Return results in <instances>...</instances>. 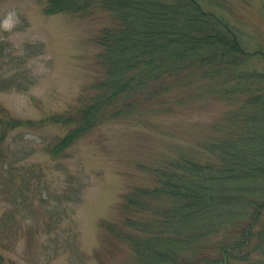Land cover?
I'll return each mask as SVG.
<instances>
[{"label": "trees", "instance_id": "obj_1", "mask_svg": "<svg viewBox=\"0 0 264 264\" xmlns=\"http://www.w3.org/2000/svg\"><path fill=\"white\" fill-rule=\"evenodd\" d=\"M220 2L45 0L46 14L106 12L94 37L101 75L61 112L0 119V228L29 205L20 188L34 178L29 169L24 181L14 151L1 155L13 128H63L48 147L58 157L102 124L218 103L223 111L199 125L201 138L153 167L156 184L133 189L122 219L104 227L128 245L131 264H264V47L252 48ZM0 264L14 263L0 252Z\"/></svg>", "mask_w": 264, "mask_h": 264}, {"label": "rangeland", "instance_id": "obj_2", "mask_svg": "<svg viewBox=\"0 0 264 264\" xmlns=\"http://www.w3.org/2000/svg\"><path fill=\"white\" fill-rule=\"evenodd\" d=\"M220 3L218 9L242 28L252 48L264 47V0ZM44 5L45 0H0V119L39 120L61 112L101 75L94 37L109 22L106 12L46 14ZM222 111L212 103L202 114L186 106L102 124L58 157L48 147L63 128H13L3 137L1 155L14 151L24 181L29 169L34 178L29 190L25 182L20 188L29 205L0 228V241L11 236L0 242L10 247H1V254L14 264H131L128 245L111 236L104 222L120 221L125 196L155 185L150 170L165 167L163 161L195 143L199 125ZM54 205L61 211L54 213ZM4 208L1 202L0 217Z\"/></svg>", "mask_w": 264, "mask_h": 264}]
</instances>
